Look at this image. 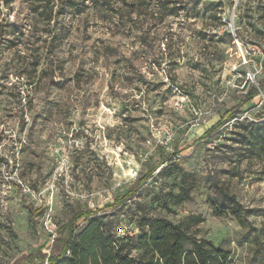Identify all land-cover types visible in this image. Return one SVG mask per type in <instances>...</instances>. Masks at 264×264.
<instances>
[{"label": "rangeland", "instance_id": "rangeland-1", "mask_svg": "<svg viewBox=\"0 0 264 264\" xmlns=\"http://www.w3.org/2000/svg\"><path fill=\"white\" fill-rule=\"evenodd\" d=\"M91 1L0 0V264H27L40 247L49 256L84 208L101 210L76 233L100 220L132 239L142 216L201 215L199 239L232 264H264L263 165L232 141L238 124L264 120V92L197 141L264 87V0H170L180 11L154 16L121 0L102 16ZM174 155L181 171L161 165L103 209ZM217 186L248 212L243 224L212 215Z\"/></svg>", "mask_w": 264, "mask_h": 264}, {"label": "trees", "instance_id": "trees-1", "mask_svg": "<svg viewBox=\"0 0 264 264\" xmlns=\"http://www.w3.org/2000/svg\"><path fill=\"white\" fill-rule=\"evenodd\" d=\"M39 1V0H37ZM117 0H92L90 7L102 16H107L113 10V3ZM136 2L138 15L162 14L165 11L170 15L177 14L170 0H121ZM8 3V2H7ZM170 7V8H169ZM40 13L48 10L41 6ZM143 11V12H142ZM46 19L51 18V12L45 14ZM264 92V87L253 89L245 100L235 107L225 111L218 121L208 128L197 141L203 140L226 123L236 118L239 110L255 97ZM233 143L235 151L239 155H247L256 159L263 165L264 176V120L259 122L243 121L238 124ZM169 163V164H168ZM161 165V171H167L173 167L181 171L174 156H163L158 162L141 175L135 185L126 194L117 197L112 203L103 209L117 208L133 197L141 187ZM170 165V166H169ZM222 198L220 201H212L210 206L213 216L229 215L239 224H243L247 211L223 186H217ZM188 196V191L182 192L175 198L181 203ZM101 210V209H100ZM100 210H87L86 208L76 212L71 219L56 231L53 239L55 251L46 256L44 247L36 250V254H28L22 258L27 264H232L231 253L221 247L213 245L210 241L199 239L192 228L203 223L201 215H190L178 223L171 222L162 217L142 216L138 219V226L142 229L136 238L126 236L116 237L108 229V224L100 220H92L87 226L76 233L77 224L86 220L88 216ZM139 251L137 256L133 253ZM36 255H38L36 257ZM39 262V263H37Z\"/></svg>", "mask_w": 264, "mask_h": 264}]
</instances>
